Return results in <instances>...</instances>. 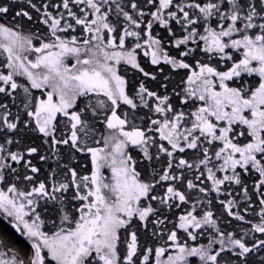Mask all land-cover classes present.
<instances>
[{"label": "snow or ice", "instance_id": "snow-or-ice-1", "mask_svg": "<svg viewBox=\"0 0 264 264\" xmlns=\"http://www.w3.org/2000/svg\"><path fill=\"white\" fill-rule=\"evenodd\" d=\"M79 5L85 7L73 11ZM149 6L155 10L145 11ZM12 10L13 4L0 0V55L6 56L7 69L0 71L5 97L0 101V211L31 242V254L0 251V264H47L44 249L55 264H89L93 253L102 264H149L153 248L141 244L139 230L156 236L168 223L169 241L177 242L178 230L194 241L207 231L208 241L198 247L176 243L178 253L165 264H188V256L199 257L201 264H264V0H144L143 5L139 0H23L9 22ZM33 12L46 34L22 30ZM156 25L167 35H153ZM76 26L89 35H69ZM129 38L135 40L131 48L126 47ZM145 47L155 70L137 60V49ZM231 50H242V58L227 71L211 65L217 58L233 60ZM69 56L75 59L71 66ZM121 61L144 77L131 91L119 73ZM162 64L189 70L188 84L199 86L169 93L170 77ZM244 74L258 75V84L248 85ZM148 80L157 82L155 89ZM236 81L239 86H230ZM33 89H47L46 98L34 97ZM172 95L180 105L191 102L195 110H178ZM18 97L31 119L11 111ZM140 109L158 118L138 116ZM58 114L68 120L63 128ZM138 118L147 121L143 127L135 123ZM97 121L103 132L96 143L102 141L103 147H90ZM241 125L245 129L237 131ZM24 130L42 138L50 154L40 155V146L21 148L17 137ZM238 136L249 142H234ZM61 146L69 157L90 154L91 174L82 176L61 163ZM133 150L142 154L139 159ZM34 155L56 165L45 179H37L41 169L26 159ZM141 161L151 165L150 174L147 168L137 170ZM105 166L112 173L107 181L101 171ZM253 176L250 186L247 179ZM233 185L239 188L235 195ZM214 202L223 212L214 211ZM176 210L180 214L172 221ZM48 211L60 219L59 226L52 220L57 230L51 234L41 230L42 212ZM250 211L258 216L256 222L247 218ZM121 242L126 245L122 258ZM0 247L7 248L2 239ZM154 251L161 264L165 248Z\"/></svg>", "mask_w": 264, "mask_h": 264}, {"label": "trees", "instance_id": "trees-1", "mask_svg": "<svg viewBox=\"0 0 264 264\" xmlns=\"http://www.w3.org/2000/svg\"><path fill=\"white\" fill-rule=\"evenodd\" d=\"M7 3L13 4V10L10 11L7 14V20L9 22H12V16L14 14V11L18 10L20 6H23V0H19V2H14V0H6ZM37 3L40 2V0H36ZM54 2H56V0H54ZM139 2L143 5L144 0H139ZM226 2V0H225ZM84 5H79L78 7L73 6V11H77L78 12V8H84ZM152 10L154 11L155 9L151 8V6H149L148 8L145 9V11H149ZM149 17H146L145 19H148ZM110 19L113 20V22H115V17L112 16L110 17ZM122 20V18H121ZM173 27L178 31L179 30V26L178 25H173ZM22 30L25 33H29V32H36L39 31L40 33H47V28L45 25H43L42 23L39 22V18L37 16V14L35 12H33V20L31 22L27 21L26 18L23 20L22 22ZM157 33H159L160 35H167V33L159 26L156 25L153 28V35H156ZM77 35V36H87L89 34L87 33H83L82 34V26H76V30L75 32H72L70 30L69 35ZM135 40L134 38H129L126 41V47L131 48L132 46H134ZM140 43H143V40L140 41ZM201 46H203V42H200ZM165 47L166 49L170 52V54L175 55L176 54V50L172 47L171 44H168L167 41L165 42ZM232 51V55H233V60L231 61H221L218 58L214 59L211 61V65L216 67L218 71H227L232 63L234 61H239L242 58V50L237 51V50H231ZM201 59L202 62H208L207 59L203 56L199 57ZM137 60L138 62L141 64V66L145 67L146 69H150V70H155L157 68V66H153L150 64V56L146 57L145 55L141 54L139 52V50H137ZM189 63H193V69L194 70H198L195 68V64L194 61L189 60ZM6 64V56L5 55H0V71H7V69L4 67V65ZM164 67L165 73L168 74V76L170 77V81H169V88L168 91L169 93L172 92V90L174 89L176 92H180L182 93L183 90L185 88H189L192 87L191 85L188 84L187 82V77L188 75H190V71L189 70H184V69H170V66L167 65H161ZM119 73L123 76H125V79L129 82L128 87L129 90H132V86L135 85L136 87H138V84L141 80L144 79V77L142 76V74L139 73L138 70L134 69V68H130L128 66L125 65H120L119 68ZM18 82L21 83H27L26 79L24 77H17ZM244 81L251 86H256L259 82V77L256 74H253L252 76H248L246 74H244ZM148 85L152 88L155 89L156 86V81H151L148 80L147 81ZM230 86L236 87L239 86V81H236L235 83L233 82H229ZM41 89H33V95L34 97H44V95L42 94V92L40 93ZM5 99L4 94H0V101H3ZM171 101L173 103V105L175 107H177L178 110L183 109L184 111L188 112V111H193L195 110L193 104L191 102H189L187 105H180L179 102V98L176 97L175 95L171 96ZM79 103V101H78ZM154 103V101H153ZM202 102L197 101L195 106H200ZM123 109H127V106H123ZM230 110V109H229ZM11 111L15 114L17 112H19V114L22 116V118H27L25 117L23 108L20 104V97H18L17 102H16V106H12L11 107ZM146 113H148V109H140L138 116H144ZM148 115L151 116V118L155 119L158 118V114H153V113H148ZM245 115H249V113L246 111ZM58 120L62 121L61 127L63 128L67 123L68 120L65 117H62L61 115L58 114ZM27 119H31V118H27ZM214 119V118H213ZM147 121H141L139 118L135 121V123L137 125H140L141 127L144 126V124ZM221 124H223L224 122H220ZM34 126V124L32 125ZM95 127L97 129V131L93 132L87 143L88 146L90 147H103V142L101 141L99 144L96 143L97 140L101 139V132H103V125L100 121H97L95 123ZM246 126H238L237 127V131L240 130H244ZM2 135V134H0ZM153 135L155 136V138L157 140H159V134L158 133H153ZM17 139L20 140V147H26V146H40V155H47L50 154V150L48 149L47 146L43 145L42 142V138H40L37 134L32 133L30 130H24L21 132V134L17 137ZM249 137L247 136H238L236 138V140L234 142H238L239 144L243 145L245 143L249 142ZM162 143L167 144L166 141H162ZM13 150H15L16 145H12L11 146ZM61 152L63 154V159L61 161V163H67L69 164L70 167H74L76 168L80 175H90L91 171H92V160H91V155L86 153V152H76L74 157H69L67 154V150L61 146ZM132 155L139 159L140 156L142 155L141 153H139L138 150H133L132 151ZM26 159H30L32 161L33 164H35L37 167H39L41 169L40 173L37 175V179H45L50 171L51 167H55V163L52 159L48 160L47 162L44 161H40L39 160V155H34V156H26ZM14 167H17L19 172L21 173V175L26 174V171L22 166L20 165H15L13 164ZM157 168H159V164L156 165ZM147 168L148 173H151V165L148 164L147 161H141L139 163L138 166V171L139 170H143ZM142 175H144V172L142 171ZM217 175H223V173H217ZM255 179V176L253 177H249L247 179V183L251 186V184L253 183V180ZM205 183L210 185L209 181L205 180ZM19 187L28 190L30 189L31 185L28 184L27 182H19ZM0 187H4L3 185H0ZM232 189H234V195L236 193L239 192V188H237L235 185L231 186ZM223 188V186H222ZM156 193L157 194H162L163 193V188L161 187H157L156 188ZM212 196L215 197L216 193H212ZM224 196L221 195L220 199H223ZM237 199H239V197H237ZM74 204L76 202H73ZM50 207V205H49ZM69 207H71V205H69ZM256 210L258 212V204L255 205ZM213 209L214 211H219V212H223V209L220 207L218 202H214L213 205ZM180 214V210H176V215H171L170 214V220L175 221L176 217ZM73 216H77L78 214L75 213L74 211L72 212ZM247 218L248 219H252L253 222H256L258 220V216H255L251 213V211L247 214ZM41 219L43 220V223L41 224V230L42 231H46L49 234H51L52 232L56 231L57 228L53 227L52 224V220L55 219L57 226H59L60 223V219L58 216H56L53 212L48 211V212H42L41 215ZM235 221H233V225H235ZM65 227H74V223L72 224H66ZM245 227H247V225H245ZM172 228V224L168 223L166 225V227L163 228V230H157L158 234L156 236L151 235V233L149 232L148 234H146L142 229L139 230V235H140V242L142 245L144 246H151L153 248V253L150 257V261L149 264H156V257H155V251L154 249L156 247H163L165 248V252L162 254V256L160 257V260L162 258H166L169 257L170 255H176L178 253V248L176 247V243L178 244H186L188 247H198L201 244H207L208 241V235H207V231H205L204 235H199L197 237V239L194 241L191 238H189L187 236V234L183 231V230H178V240L177 242H172L169 241L167 239L168 233ZM229 230H231V228H229ZM199 231V230H196ZM126 234L123 233L122 230V237L121 240H124V236ZM259 235V234H257ZM0 239L4 240L5 243L7 244V248H3L0 247V251H4L5 253H8L10 255V249H18L20 250L21 256L24 255V253H28L31 254V243L25 239L19 232H17L15 230V228L12 226V224L10 223V220L7 218H4L3 216L0 215ZM126 245L121 242L120 244H118V251L121 255V258L124 254ZM188 264H201L199 257L196 256H188L186 257ZM89 264H98L95 263L94 261H90L89 260Z\"/></svg>", "mask_w": 264, "mask_h": 264}, {"label": "rangeland", "instance_id": "rangeland-1", "mask_svg": "<svg viewBox=\"0 0 264 264\" xmlns=\"http://www.w3.org/2000/svg\"><path fill=\"white\" fill-rule=\"evenodd\" d=\"M137 50H139V52H140L141 54L144 55V52L147 51L148 49L145 47V48H141V49H137ZM33 58H34L33 55H30V56H29V59H33ZM66 62L68 63L69 66H71V64L75 63V59H74L73 57L69 56V57L67 58V61H66ZM253 63L255 64V62H253ZM120 65H125V66H128V67H130V68H133L131 65L126 64V63H124L123 61H121V63H120L117 67L119 68ZM197 71H198V70H197ZM191 86H192L193 88H195V87H198L199 85H198V83H197V84H194V85H191ZM216 90L219 91L218 86H217ZM46 91H47V89H41L40 93L42 92V94L44 95V97H42V98H46ZM56 99H57V97L54 96V101H55ZM101 171H102V173L104 174V176H105V178H106V181L111 179L112 173H111V169H110L109 167L105 166V167H103V168L101 169ZM0 215L3 216L4 218H7V219L11 220V218L6 217V215H5L2 211H0ZM22 236H23V235H22ZM23 237H24V236H23ZM24 238L27 239L26 237H24ZM29 242H30V241H29ZM30 243H31V242H30ZM46 253H47V250L44 249L43 252H42V254H44V255L46 256V262H47V264H55V261H53V260L51 259L50 256H47ZM170 256H171V255H170ZM172 256H175V255H172ZM89 260H90V261H94L95 263H98V264H102V262L99 261L98 257L95 256V253H93V255H92L91 257H89ZM167 260H168V257H166V258H162V259L160 260V261H161V264H165V262H166Z\"/></svg>", "mask_w": 264, "mask_h": 264}]
</instances>
